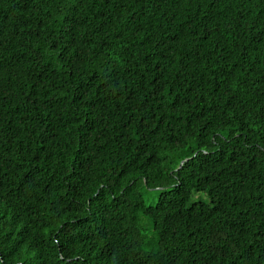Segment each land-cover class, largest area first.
<instances>
[{"label":"trees","instance_id":"16d2710c","mask_svg":"<svg viewBox=\"0 0 264 264\" xmlns=\"http://www.w3.org/2000/svg\"><path fill=\"white\" fill-rule=\"evenodd\" d=\"M0 264H264V0H0Z\"/></svg>","mask_w":264,"mask_h":264}]
</instances>
